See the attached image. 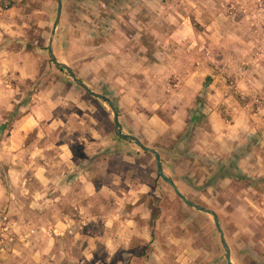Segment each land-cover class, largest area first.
Returning <instances> with one entry per match:
<instances>
[{
  "label": "rangeland",
  "instance_id": "rangeland-1",
  "mask_svg": "<svg viewBox=\"0 0 264 264\" xmlns=\"http://www.w3.org/2000/svg\"><path fill=\"white\" fill-rule=\"evenodd\" d=\"M62 1L52 45L57 58L115 104L123 132L160 152L164 173L192 202L218 214L234 264H264V0ZM58 8L59 0H0V74L12 76L25 92L19 106L45 85L63 97L66 103L60 109L78 116L73 115L74 123L60 128L53 138L72 140L83 168H97L100 162L102 170L116 173L104 188L105 200L110 201L108 191L113 188L114 195L123 198L120 204L112 201L116 210L111 212L93 207L80 213L68 209L67 203L61 205L58 213L74 220L59 232L50 226H25L9 233L13 228L8 227L9 216L0 214V252H30L39 241L50 252L56 237L75 246V238H96V221L109 214L120 219L134 214L145 227L148 210L144 233L149 241L138 237L129 260L87 262L75 251L71 259L45 253L47 258L33 261L228 264L213 216L185 203L160 176L155 154L119 136L109 102L90 94L52 60L49 41ZM141 56L148 57V64L160 60L171 64L153 71L136 64ZM11 58L18 64L16 71L3 70ZM21 65L22 74L34 79L19 81ZM208 76L213 81L205 115L198 119L197 98ZM13 113L10 119L16 110ZM221 118L228 126L220 124ZM178 149L188 156L167 153ZM136 206L141 209L133 213ZM58 246L65 251L68 245Z\"/></svg>",
  "mask_w": 264,
  "mask_h": 264
},
{
  "label": "crops",
  "instance_id": "crops-1",
  "mask_svg": "<svg viewBox=\"0 0 264 264\" xmlns=\"http://www.w3.org/2000/svg\"><path fill=\"white\" fill-rule=\"evenodd\" d=\"M178 32L181 30L178 29L176 34ZM141 59L136 60V64L149 66L153 71L157 67L168 68L171 64V60L148 64V57L141 56ZM7 62L9 64L7 67L4 66L3 70L16 71L14 69L18 67L17 62L12 58ZM23 70L21 65L19 81L23 80L22 77L34 79L33 76H24ZM13 79L12 76L5 77L0 74V164L6 168L9 178L7 183L1 181L0 172V214L4 216L6 213L9 216L11 222L8 227H13L9 233L25 226H50L58 232L64 231L72 226L74 220L69 214L63 216L58 213L61 205L66 203L71 205L68 209L74 208L80 213H88L93 207L101 212L115 211L116 207L112 205V201L116 200L120 204L123 197L121 194L114 195L113 188L108 191L110 201L107 202L104 188L116 173L111 174L102 170L100 162L96 169L83 168V165L77 162L79 156L74 153L73 141L53 138L60 128L69 127L74 123L73 115L78 116L77 113L71 111L72 113L68 115L65 113L67 109H60L59 106L66 102L63 101V97L55 95L51 85L36 89L19 106L25 92L19 84L13 83ZM70 94L71 92L67 96L70 97ZM15 110L16 115L10 120L9 115ZM216 114L217 112H213L211 118L217 119ZM217 123L213 124L214 129L218 128ZM220 124L228 126L222 118ZM5 125L6 128H1ZM34 133L36 136L31 138L30 135ZM97 176L101 177L100 182L97 181ZM116 176L122 179L120 175ZM122 195H126V192H122ZM140 209L141 206L134 207L133 213ZM133 215L130 219H120L109 214L97 220L95 224L99 228L97 237L75 238V246H69L70 241L67 239L56 237L52 239L51 245L54 247L50 252L46 250L42 241L36 242L37 247L30 252L20 249L9 255L0 252V259H4L1 263L37 264L33 259L47 258L45 253H49L55 259H71L76 257L75 251L87 262L90 259L120 261L124 257L129 260L132 257L131 248H134L132 243H136L138 237L149 241V234L144 233L145 227L148 226L146 225L149 218L148 210L144 215L145 227L138 223ZM5 219L8 220V217ZM92 223L94 225L95 221ZM122 228H125V231L122 232ZM3 234L9 236L8 233ZM64 243L65 246L68 245L65 251L60 250L58 246ZM97 264L107 263L99 261Z\"/></svg>",
  "mask_w": 264,
  "mask_h": 264
},
{
  "label": "water",
  "instance_id": "water-1",
  "mask_svg": "<svg viewBox=\"0 0 264 264\" xmlns=\"http://www.w3.org/2000/svg\"><path fill=\"white\" fill-rule=\"evenodd\" d=\"M62 9H63V1L62 0H59V8H58V17H57V20L54 24V30H53V33L50 37V41H49V53L51 55V58L54 60L55 64L59 67V68H62V69H66L70 72V75H71V78L73 79L74 82H76L77 84H80L81 86H83L90 94L92 95H95L99 98H102L106 101L109 102L111 108L113 109V112H114V116H115V119H114V122H115V125H116V128H117V132L119 134V136H121L122 138L124 139H130V140H133L134 142H136L137 144H139L143 149L147 150V151H151L152 153L155 154L156 156V159H157V164H158V168H159V174L160 176L166 180L167 182H169V184L173 187L174 191L176 192V194L187 204H190L192 206H194L196 209L200 210V211H203V212H206V213H209L213 216L214 218V222H215V225L216 227L218 228L220 234H221V237H222V240L225 244V248L227 250V263L228 264H234L232 262V255H231V247L229 245V243L227 242L226 240V237H225V232H224V229L221 225V222H220V219H219V216L218 214L213 211V210H210L204 206H202L201 204H198V203H195V202H192L180 189L179 187L177 186V184L175 183L174 180H172L171 178L167 177L166 174L164 173V170H163V165H162V159H161V155H160V152L155 149V148H152V147H149L145 144H143V142L135 135H132V134H129V133H125L123 132V127L121 126L120 124V121H119V111H118V108L115 106V104L111 101V100H108L105 96L101 95V94H97L95 93L91 88H89L85 83L81 82L77 76V74L75 73V71L71 68V66L61 60H59L56 56V54L54 53L53 51V48H52V45H53V40H54V36H55V29L58 25V21L61 17V14H62Z\"/></svg>",
  "mask_w": 264,
  "mask_h": 264
},
{
  "label": "trees",
  "instance_id": "trees-1",
  "mask_svg": "<svg viewBox=\"0 0 264 264\" xmlns=\"http://www.w3.org/2000/svg\"><path fill=\"white\" fill-rule=\"evenodd\" d=\"M59 69L63 70L62 68H59ZM212 81H213V78L211 76H208L207 80H206V82L204 84L203 90H202L201 94L199 95V97L197 98L196 112H198L200 114V116H198V119H201V117L205 115V112H204L205 108L204 107H205V104H206V96H207L208 89H209L210 85L212 84ZM12 115H14V113L10 114L9 119L11 118ZM193 127H194V122H191L190 123V129L187 130V133H188L189 136H191L193 134ZM1 128H6V125L1 127ZM184 134H186V133H183V135ZM183 135H182V137H185V135L184 136ZM188 135L186 134V137H188ZM167 153L174 154V155L180 156V157L181 156H183V157H187L188 156V154L186 152H184L183 150H180V149H178V151H176V152L167 151ZM0 172H1L2 180L5 183H7L8 180H9L8 175H7V170L1 164H0ZM239 179H245V177L239 176Z\"/></svg>",
  "mask_w": 264,
  "mask_h": 264
}]
</instances>
